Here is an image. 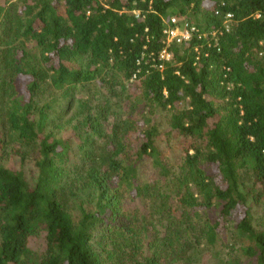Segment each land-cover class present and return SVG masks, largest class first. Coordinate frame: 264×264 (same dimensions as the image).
I'll use <instances>...</instances> for the list:
<instances>
[{"label": "trees", "instance_id": "1", "mask_svg": "<svg viewBox=\"0 0 264 264\" xmlns=\"http://www.w3.org/2000/svg\"><path fill=\"white\" fill-rule=\"evenodd\" d=\"M262 218L264 0H0V264H264Z\"/></svg>", "mask_w": 264, "mask_h": 264}, {"label": "rangeland", "instance_id": "2", "mask_svg": "<svg viewBox=\"0 0 264 264\" xmlns=\"http://www.w3.org/2000/svg\"><path fill=\"white\" fill-rule=\"evenodd\" d=\"M205 11V10H204ZM206 12V11H205ZM204 13V12H203ZM184 22L196 27L193 23H191L188 19H184ZM197 28V27H196ZM201 30V29H200ZM169 56V54H167ZM169 59V57H168ZM107 80V78L105 79ZM106 81L98 80L97 84H94L92 87V92L89 93V95H84L86 98L85 100L88 101V96L91 98V94H95V98L101 97L100 102L95 101V106L96 108H115L114 111L117 110V108H121V111H129L131 110L130 108H147L144 105H142L140 96H138V91L137 89L135 90L136 86L132 85V81H130L128 84H124L123 86H116L114 88V92L108 88L110 84H105ZM103 85V86H99ZM99 86V87H98ZM94 88L97 91H94ZM118 90L122 91V93L117 92ZM105 105V107L103 106ZM77 105L74 103L70 106L72 109H68L64 113V118L65 120H68L71 116H73V112L75 111ZM64 108H69L66 106L62 107ZM65 110V109H64ZM135 112H139V110H134ZM168 118L169 116L166 114L159 115L155 114L152 116V121L153 123L161 130V129H166L168 125ZM262 212V211H261ZM263 220V218H262ZM264 222V220H263Z\"/></svg>", "mask_w": 264, "mask_h": 264}, {"label": "built area", "instance_id": "3", "mask_svg": "<svg viewBox=\"0 0 264 264\" xmlns=\"http://www.w3.org/2000/svg\"><path fill=\"white\" fill-rule=\"evenodd\" d=\"M233 25V16L231 14H225L223 16L222 28L225 32H229L231 26ZM165 36L166 45L176 44L182 45L188 43L193 36L198 35L200 37L199 31L196 27L184 22L179 21L176 18H170L166 23V26L163 30ZM216 35V32L212 34ZM168 55L165 50L160 54V59L168 61Z\"/></svg>", "mask_w": 264, "mask_h": 264}]
</instances>
